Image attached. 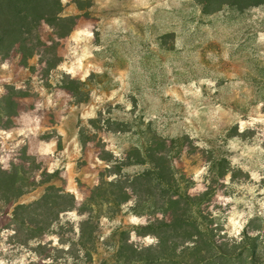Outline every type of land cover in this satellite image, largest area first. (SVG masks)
Instances as JSON below:
<instances>
[{"label":"rangeland","instance_id":"obj_1","mask_svg":"<svg viewBox=\"0 0 264 264\" xmlns=\"http://www.w3.org/2000/svg\"><path fill=\"white\" fill-rule=\"evenodd\" d=\"M59 1L31 20L27 47L0 43V169L29 161L37 173L59 172L52 183L76 197L63 216L69 230L95 229L91 264L112 261L117 230L164 219L130 214L132 186L145 193L135 179L145 168L126 156L147 143L140 130L151 127L180 141L176 166L194 180L191 195L212 193L223 236L247 229L264 240V4ZM217 158L234 173L216 183ZM102 174L108 192L122 184L121 207L88 202ZM52 183L9 205L0 195V264H46L31 251L36 235L15 233L12 214Z\"/></svg>","mask_w":264,"mask_h":264},{"label":"trees","instance_id":"obj_2","mask_svg":"<svg viewBox=\"0 0 264 264\" xmlns=\"http://www.w3.org/2000/svg\"><path fill=\"white\" fill-rule=\"evenodd\" d=\"M226 1L237 7L241 3H248V6L264 4V0ZM56 5L62 6L59 0H0V43L7 48L27 47L31 43V20L56 11ZM138 127L141 128V125ZM140 133L148 135L147 143L136 148L134 156L127 154L126 157L132 165L145 168L135 175L136 180H141L145 193L132 186L135 199L130 214L140 219L147 216L154 218L161 213L164 219L136 222L117 230L112 261L103 259L99 264H264V240L259 234L244 229L237 237L223 236L219 214L211 209L212 193L209 189L198 196L189 193L195 182L176 166L175 159L182 152L178 145L180 141L165 138L151 127L140 130ZM26 163L29 161H23L12 170L0 169V195H8L6 205L28 195L31 188L38 187V183H52L59 177L57 171L37 173L31 163L29 167ZM226 164L225 158L213 160L210 167L213 182L226 179L229 173L233 175L234 171L225 167ZM48 173V178L44 180ZM104 178L102 174L101 183L93 188L88 202L121 207L122 184L118 186L120 192L114 189L108 192L105 187L110 184L106 185L108 183ZM17 191L18 194H15ZM75 207V195L52 183L50 189L45 188L32 203L15 207L13 225L19 228L14 231L21 233L22 240L26 231L29 236L36 235L37 248L31 251L44 257L46 264H91L98 253L100 239L95 235V229L69 230L70 223H65L63 216ZM134 234L143 242L132 240ZM45 236L52 240H43ZM147 239L152 242L146 244ZM55 241L57 245L54 246ZM23 244H27V239Z\"/></svg>","mask_w":264,"mask_h":264}]
</instances>
